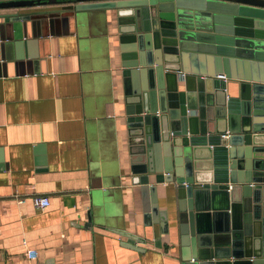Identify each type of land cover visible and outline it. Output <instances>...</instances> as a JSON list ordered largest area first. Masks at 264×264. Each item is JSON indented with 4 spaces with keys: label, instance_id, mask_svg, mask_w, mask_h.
<instances>
[{
    "label": "water",
    "instance_id": "1",
    "mask_svg": "<svg viewBox=\"0 0 264 264\" xmlns=\"http://www.w3.org/2000/svg\"><path fill=\"white\" fill-rule=\"evenodd\" d=\"M57 3L0 11V59L21 57L23 37L30 27L45 34L47 16L114 9L128 175L149 193L145 231L157 238L166 229L158 184L174 181L181 264H264V78L255 76L264 69V0H0V8Z\"/></svg>",
    "mask_w": 264,
    "mask_h": 264
},
{
    "label": "crops",
    "instance_id": "2",
    "mask_svg": "<svg viewBox=\"0 0 264 264\" xmlns=\"http://www.w3.org/2000/svg\"><path fill=\"white\" fill-rule=\"evenodd\" d=\"M77 13L47 16L43 35L29 26L23 55L0 59V264H181L175 182L158 184L168 225L154 238L144 228L149 193L128 175L115 10ZM34 193L50 203L35 206Z\"/></svg>",
    "mask_w": 264,
    "mask_h": 264
},
{
    "label": "built area",
    "instance_id": "3",
    "mask_svg": "<svg viewBox=\"0 0 264 264\" xmlns=\"http://www.w3.org/2000/svg\"><path fill=\"white\" fill-rule=\"evenodd\" d=\"M218 75H224V74H218ZM25 196H18V200H24ZM30 199L32 200L33 204L37 207H46L50 203L49 196L45 193H34L30 196ZM27 255L29 257H35L37 252L35 248L29 247L27 248Z\"/></svg>",
    "mask_w": 264,
    "mask_h": 264
}]
</instances>
